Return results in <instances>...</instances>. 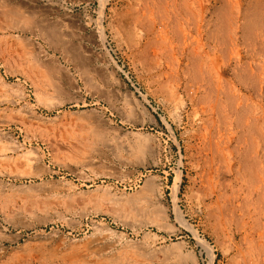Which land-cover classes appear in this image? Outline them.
Masks as SVG:
<instances>
[{
    "label": "rangeland",
    "instance_id": "rangeland-1",
    "mask_svg": "<svg viewBox=\"0 0 264 264\" xmlns=\"http://www.w3.org/2000/svg\"><path fill=\"white\" fill-rule=\"evenodd\" d=\"M1 98L0 264H264V0H0Z\"/></svg>",
    "mask_w": 264,
    "mask_h": 264
},
{
    "label": "bare ground",
    "instance_id": "bare-ground-1",
    "mask_svg": "<svg viewBox=\"0 0 264 264\" xmlns=\"http://www.w3.org/2000/svg\"><path fill=\"white\" fill-rule=\"evenodd\" d=\"M5 103H13V102L11 100L1 98L0 104H5ZM72 116H73L72 118L75 119L74 123L76 125L80 126L79 128H90L91 129V128H96L99 126V124L97 126L96 116L92 117L90 115L84 114V112L81 113V111L72 114ZM43 176L44 175H42L41 173H28L26 175V178L30 179L31 182H33V184H31V186L38 187L39 190L43 191V192L52 191V192H55L56 194H61L63 191L69 192L72 190L71 187L70 188L67 187V185L64 184L63 182L48 180V179L44 178ZM6 178L8 180H4ZM11 179H14V176L11 173L1 172L0 200H2V199L4 200L5 198H7L9 196L8 192L11 191L12 188H14L13 187L14 183L10 181ZM51 195H53V194H51ZM38 236L40 239L51 240L52 237H56V234L53 236L51 234L39 233ZM0 240L2 241L1 236H0Z\"/></svg>",
    "mask_w": 264,
    "mask_h": 264
}]
</instances>
